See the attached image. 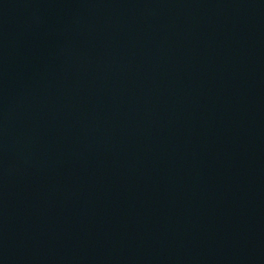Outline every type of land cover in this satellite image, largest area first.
Returning a JSON list of instances; mask_svg holds the SVG:
<instances>
[{
    "label": "water",
    "instance_id": "95a60500",
    "mask_svg": "<svg viewBox=\"0 0 264 264\" xmlns=\"http://www.w3.org/2000/svg\"><path fill=\"white\" fill-rule=\"evenodd\" d=\"M0 264H264V0H0Z\"/></svg>",
    "mask_w": 264,
    "mask_h": 264
}]
</instances>
